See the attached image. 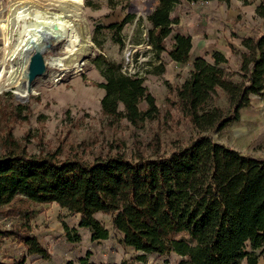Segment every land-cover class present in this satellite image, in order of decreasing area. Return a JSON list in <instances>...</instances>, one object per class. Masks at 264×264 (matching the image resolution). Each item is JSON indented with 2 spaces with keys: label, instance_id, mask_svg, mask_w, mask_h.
I'll use <instances>...</instances> for the list:
<instances>
[{
  "label": "trees",
  "instance_id": "16d2710c",
  "mask_svg": "<svg viewBox=\"0 0 264 264\" xmlns=\"http://www.w3.org/2000/svg\"><path fill=\"white\" fill-rule=\"evenodd\" d=\"M157 1L148 16L147 45L157 60L167 52L172 62L189 67L188 77L175 92L195 136L167 155L160 154L157 144L152 155L119 150L92 161L62 158L55 152L32 154L14 141L0 154V213L17 198L55 203L80 215L78 226L89 229L96 242L108 240L110 231L95 215H111L121 244L141 253L135 261L143 264L150 255L170 254L184 258V264H240L244 259L258 264L253 253L264 248V158L244 155L216 142L211 134L240 121V111L251 106L252 97L264 94V32L241 38L245 51L233 70L221 52H214L211 60H191L192 37L177 29V7L231 0ZM256 13L264 18V2ZM95 64L106 80L98 84L105 91L101 100L105 116L126 119L134 126L159 117L143 76L128 74L122 64L101 55ZM219 91L227 109L215 103ZM63 228L69 242L81 241L66 223ZM9 234L0 227V242ZM24 245L31 255L49 257L36 236L27 237ZM91 255L87 252L79 264H112L91 261Z\"/></svg>",
  "mask_w": 264,
  "mask_h": 264
},
{
  "label": "rangeland",
  "instance_id": "374dc122",
  "mask_svg": "<svg viewBox=\"0 0 264 264\" xmlns=\"http://www.w3.org/2000/svg\"><path fill=\"white\" fill-rule=\"evenodd\" d=\"M46 1L37 0L38 8L46 9ZM157 2L69 1L72 6L79 5L85 19L83 25L90 29V53L80 58V67L47 68L44 76L27 84V96L7 82H0V154L14 141L32 154L55 152L62 158L78 156L87 161L113 155L119 150L127 154L141 150L146 155H152L158 145L160 154L167 155L188 145L196 130L179 109L175 90L188 77L189 67L172 62L167 52L162 54L161 61L157 60L147 45V34L151 28L148 16ZM263 2L231 0L229 4L183 3L178 6L175 14L179 22L177 29L181 28L192 37L191 60L195 57L210 60L214 52H221L229 57V67L235 69L240 53L244 51L241 38L248 35L255 37L264 32V19L260 20L254 11ZM15 6L27 7L25 2L19 0H0V25L3 31L7 32L6 22ZM119 25H122L121 29L117 27ZM16 39L17 35H14L13 40ZM14 41L7 45L6 37L0 30V61L5 53L14 50ZM171 46L170 37L167 39L168 50ZM59 49H46L44 57L47 65L65 51L64 46ZM100 55L108 61L122 64L128 74L145 78V86L160 109L156 120L134 126L126 119L115 120L102 113L101 100L105 91L98 84L106 80L95 64ZM19 61L20 56L16 54L6 71H11L12 66L15 69ZM8 76L14 78L16 73L12 71L6 74ZM215 103L224 109L228 107L221 91ZM146 107V103L140 105L142 110ZM246 110L250 112L247 114L244 112ZM241 113L244 120L241 117L240 121L230 123L223 130L211 134L212 138L241 150L244 155L264 158V94L253 97L251 108L243 109ZM0 215V227L11 232L0 242V264H12L14 260L23 264H34L37 260L38 264H79L87 252H91V261L95 262L143 264L135 261L141 253L121 244L122 235L113 229L111 215H95L110 231V238L96 248L88 247L89 240L69 244L63 223L69 226L74 236L79 216L55 203L35 204L17 198L9 207L3 208ZM29 236H36L47 248V259L28 253L24 240ZM253 256L264 264V248L257 250ZM184 260L175 254L150 255L145 264H184ZM240 264L249 262L244 259Z\"/></svg>",
  "mask_w": 264,
  "mask_h": 264
},
{
  "label": "bare ground",
  "instance_id": "6f19581e",
  "mask_svg": "<svg viewBox=\"0 0 264 264\" xmlns=\"http://www.w3.org/2000/svg\"><path fill=\"white\" fill-rule=\"evenodd\" d=\"M69 1L81 0H47L44 10L40 6L38 8L37 0H19L25 2L27 7H14L11 17L6 22L7 32L3 31L0 25L7 45L11 42L13 44V37L17 35L14 50L5 53L0 61V82H7L20 94L27 96L25 88L28 84V61L37 49L45 54L46 49L58 50L64 46L63 54H55L56 57L49 61L47 67L50 69L80 67V58L87 56L91 50L90 29L83 25L85 19L79 5L72 6ZM51 9L57 11L52 12ZM16 54L20 56L19 65L15 69L12 66L11 71L7 72V65ZM12 71L16 76L6 77V74Z\"/></svg>",
  "mask_w": 264,
  "mask_h": 264
},
{
  "label": "water",
  "instance_id": "95a60500",
  "mask_svg": "<svg viewBox=\"0 0 264 264\" xmlns=\"http://www.w3.org/2000/svg\"><path fill=\"white\" fill-rule=\"evenodd\" d=\"M47 64L41 50H36L28 61V84H31L38 77H42L47 72Z\"/></svg>",
  "mask_w": 264,
  "mask_h": 264
},
{
  "label": "crops",
  "instance_id": "0c3cea01",
  "mask_svg": "<svg viewBox=\"0 0 264 264\" xmlns=\"http://www.w3.org/2000/svg\"><path fill=\"white\" fill-rule=\"evenodd\" d=\"M256 9H257V6L255 7V9H254V11H255V15L261 20V19H264V18H262V17H260V16H258L257 15V13H256ZM248 36H251V35H248ZM251 37H253V36H251ZM241 45H242V41H241ZM244 48V47H243ZM193 50V49H192ZM233 50H234V48H233ZM244 51H245V49H244ZM244 51H242V52H244ZM241 52V53H242ZM240 53V54H241ZM226 57V56H225ZM195 58H197V57H195ZM194 58V59H195ZM227 59H229V57H226ZM193 59V60H194ZM211 60V59H210ZM230 60V59H229ZM240 60V59H239ZM239 64V63H238ZM253 97H255V96H253ZM253 97H252V99H253ZM252 104V103H251ZM247 108H251V106L250 107H247ZM244 109H246V108H244ZM243 110V109H242ZM252 110V109H251ZM241 112V111H240ZM245 113H249L250 111H248V110H246V111H244ZM242 115V116H241ZM240 117H242V119L244 120V115H243V113H241L240 114ZM241 120V119H240ZM237 151H240L241 152V150H238V149H236ZM256 157V156H255ZM258 158H261V157H258ZM63 210H65V209H63ZM79 216V220H78V223H77V226L75 227V229L77 230V233L81 236V243H82V241H84V240H86V241H88L89 240V242H90V245L88 246V247H92V248H96L97 246H99V243H101V242H104V241H107V240H104V241H100V242H96V241H92L91 240V231L89 230V229H87V228H80L78 225H79V221H80V215H78ZM58 229H60V226H59V228ZM67 239V238H66ZM68 241V240H67ZM69 242V241H68ZM79 242V243H80ZM85 242V241H84ZM69 244H75V243H72V242H69ZM88 250H91L90 248L88 249ZM37 256H39V255H37ZM36 260H37V258H36ZM38 260L37 261H35V263L34 264H38ZM95 262V261H94ZM101 262H103V261H101ZM106 262V261H105ZM108 263H110V262H108Z\"/></svg>",
  "mask_w": 264,
  "mask_h": 264
},
{
  "label": "built area",
  "instance_id": "2783aa9c",
  "mask_svg": "<svg viewBox=\"0 0 264 264\" xmlns=\"http://www.w3.org/2000/svg\"><path fill=\"white\" fill-rule=\"evenodd\" d=\"M258 264H260V262H258Z\"/></svg>",
  "mask_w": 264,
  "mask_h": 264
}]
</instances>
